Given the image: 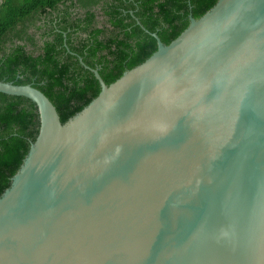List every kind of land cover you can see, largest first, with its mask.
<instances>
[{
    "label": "water",
    "instance_id": "water-1",
    "mask_svg": "<svg viewBox=\"0 0 264 264\" xmlns=\"http://www.w3.org/2000/svg\"><path fill=\"white\" fill-rule=\"evenodd\" d=\"M140 22V21H139ZM148 31V30H147ZM62 122L0 197V264H264V0H218Z\"/></svg>",
    "mask_w": 264,
    "mask_h": 264
},
{
    "label": "trees",
    "instance_id": "trees-1",
    "mask_svg": "<svg viewBox=\"0 0 264 264\" xmlns=\"http://www.w3.org/2000/svg\"><path fill=\"white\" fill-rule=\"evenodd\" d=\"M218 0H0V80L33 84L66 122L110 84L149 58L157 33L178 37ZM140 21V22H139ZM148 30V31H147ZM41 126L29 98L0 92V197Z\"/></svg>",
    "mask_w": 264,
    "mask_h": 264
}]
</instances>
